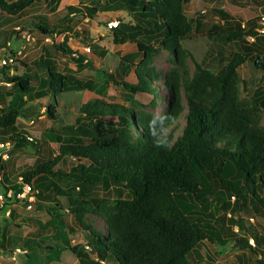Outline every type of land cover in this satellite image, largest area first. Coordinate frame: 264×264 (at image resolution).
Returning <instances> with one entry per match:
<instances>
[{
    "label": "trees",
    "instance_id": "16d2710c",
    "mask_svg": "<svg viewBox=\"0 0 264 264\" xmlns=\"http://www.w3.org/2000/svg\"><path fill=\"white\" fill-rule=\"evenodd\" d=\"M40 1L54 11L60 4V0H0V10L16 17ZM195 1L220 0H107L103 5L94 0L84 10L75 4L65 6L66 12L55 21L41 14L32 18V28L47 37L57 29L73 27L71 22L75 24L74 17L80 13L95 19L101 11H127L133 21L108 16L110 21L119 22L109 30L117 44L137 43V52L128 54L125 61L133 63L141 56L135 69L136 82L104 69L80 78L77 73L95 67L67 44L65 36L53 46L56 53L72 56L76 71L63 74L51 58H43L36 65L44 75L32 69L7 77L18 89L14 94H0V142L18 148L38 143L30 141L18 126L31 100L49 95L52 101L44 113L53 122H60L58 96L69 91L103 95L86 102L74 96L79 116L75 125L64 126L68 132L53 137L60 142L58 154L39 158L22 174H16L17 182L11 189L15 194L23 177L39 198L48 192L51 195L44 198L54 203L49 209L58 223L54 225L56 233L33 239L32 248L39 244L55 261L70 250L80 264H201L205 259L213 263L215 254H222L217 245L227 244L220 236L223 232L233 241V249L248 250L257 264H264V87L257 85L248 91V97H241L242 84L247 88L242 71L245 63L264 78V35L256 30L255 19L245 22L224 7L213 10L219 20L209 26L203 22L207 18L203 14L195 20L189 17ZM254 1L264 6V0ZM16 28L15 33L20 34ZM204 28H208V39L216 40L217 60L227 57L217 70L195 61L192 73L183 42ZM163 49L173 54L175 62L166 72L153 64ZM125 71L130 73V69ZM113 85L121 88L123 103L104 99ZM158 89L166 92L168 109L162 114L137 110L138 95H152L155 104L161 96ZM186 109L185 126L176 136L168 129ZM65 157L77 162L69 169L58 166ZM8 160L0 156V183L6 191L0 206L5 210L12 205L7 196L10 188L2 182ZM95 189L107 193L112 189L116 197L94 195ZM54 194L62 201L65 197L68 208ZM59 210L72 213L83 226L88 238L85 244H73L66 225L60 222ZM215 211L221 212L217 219ZM88 213L100 216L103 226L86 224ZM250 219L256 225L248 227ZM218 221L229 223V227L222 228ZM235 225L241 234L235 233ZM70 231L76 229L71 227Z\"/></svg>",
    "mask_w": 264,
    "mask_h": 264
},
{
    "label": "rangeland",
    "instance_id": "374dc122",
    "mask_svg": "<svg viewBox=\"0 0 264 264\" xmlns=\"http://www.w3.org/2000/svg\"><path fill=\"white\" fill-rule=\"evenodd\" d=\"M95 1L103 5L107 0ZM45 4V2L40 1L25 11L23 13V20H21L20 24L19 22H14L19 20L17 16L11 18L9 14L0 10V32L3 34L6 31L7 33H14V35H8L5 40V43L9 44L7 53L12 49H14L16 54L19 50H22L20 55L17 54L16 66L11 64L9 65L10 67H17V71L20 73L22 64L19 61L24 58L25 54H29L28 56L32 55V69L38 74L44 75V71L39 69L40 67H38L35 62L44 57L55 59V69L63 74L75 71L76 64L70 59L72 56L64 55L61 52L55 53L56 49L53 46L54 41L61 43L65 36H67L69 39L67 44L77 52V54L84 55L89 59L95 67L94 70L85 69L81 73H77L78 77L95 76L98 70L104 69L117 76L123 75L122 77L128 82L137 81L135 69L137 63L141 60V56L135 58L133 63L124 60V57H127L128 54L137 52V43L127 42L124 44H117L114 40L113 33L108 29L107 23L110 21L108 16H110V18H119L127 22L133 21L132 15L127 11H120L119 13L101 11V13H97L98 15L95 19H87L80 13L74 17V20L76 19L75 24L71 22L73 27L70 26V29L65 30L57 29L58 31L56 34L53 36L48 35V38H50L48 41L46 39L47 37H45L46 35H42L38 33L35 28H32L31 23L33 17L41 14L55 21L58 15L61 17L66 12L65 6L75 4L84 10L83 8L85 6L94 4V0H60L58 10L55 11L50 8L49 4L47 6ZM218 7L226 8L231 13L240 16L245 22L255 19V26L259 23L260 15L264 13V6L258 5L254 0H220L217 3L195 1L193 9H191L189 13V17L196 20L199 18L200 14H203L207 17L203 22L209 26L219 20V17L213 13V10ZM203 10H205L206 13H202ZM18 25L21 26L20 34L12 31V28ZM30 30H32V34ZM207 32L208 28H204L201 33H195L191 39L183 42V47L190 53L187 54V64L192 73L196 70L195 61L201 62L206 67H214L217 70L221 67L222 61H225V57H227L226 54L220 58V60H217L219 55L217 54V50H215L217 48L215 47L216 40L208 39ZM24 34H30L31 36L30 38L24 37ZM2 35H0V37H2ZM13 36L16 41L13 39ZM18 36H21V38H18ZM4 38L5 37H2L1 41H3ZM251 39L250 37V40ZM17 41H19V43H17ZM89 47H91L90 51H88ZM3 54L4 52L2 51L0 57L3 56ZM212 54L214 55L213 57H211ZM74 56V58H77V55ZM153 64L158 70L166 72L175 67L173 54L163 49L157 54ZM125 65H127L126 68ZM128 69H130V73L124 74L126 72L125 70L128 71ZM242 71L247 82V88L244 89V83L241 86L242 98L248 97L250 94L248 91L256 88L257 85H262L264 87V78L261 77L262 75L259 71L254 70L253 67L249 65V62H247V64L245 63ZM251 80H255L256 83ZM37 83L38 82H35V86H37ZM158 90L161 96L156 99L155 104L152 95L148 93L139 94L135 104L137 110L141 109L156 114L165 112L169 107V98L163 89ZM76 95H78V99H81L83 102L96 97L102 98L103 96L102 94L89 91H69L64 95L58 96L61 104L59 108L60 122H53L44 113L46 106L52 101L51 97L47 96L42 100H38L37 98L32 100V107H28L29 109L26 108L27 111L19 117L18 123L20 128H23V130L27 132L28 136L34 137L38 142L39 148H35L37 144H34L25 147H17L13 152V149L9 150L10 158L8 160V167L12 168L11 165L15 162V174H22L26 166L35 164L36 160L39 158H47L51 154H58L60 142L53 139V137L60 132H68L69 130L64 128L65 125H75V120L79 116V105L75 103L74 98ZM104 99L107 100V102L123 103V92L121 88L113 85L109 88L108 94ZM43 107H45V109L41 112ZM186 113L187 109L177 121L171 125L168 131L172 130L175 132L176 136L180 135L186 123ZM31 119L32 123L29 122ZM261 124L264 125V112ZM76 162L77 160L71 157H65L58 166L69 169ZM5 194L6 191L0 183V204L5 199ZM49 194L50 193L45 192L43 193V197L39 198L36 193V204L35 208H32V210H29L23 201L16 198H11L9 203L12 205L8 210L0 206V264H80L77 256L70 250L64 251L61 254L60 260L55 261L50 258L49 251L39 248V244L35 243V247L33 246L32 248L33 239L37 240L42 236L54 235L56 233L54 225L58 223L56 222L54 211L49 209L50 206H54V203L44 198L49 196ZM93 194L101 197H116L112 189L108 193L103 189H95ZM54 196L60 198L58 194H54ZM62 198L63 201L61 198L60 200L63 202L64 206L68 208L67 200L65 197ZM232 200L235 199L232 198ZM11 211H13L12 214H10ZM59 211L62 218L60 222L66 225V232L69 237H71L73 244H85L88 238L86 237L83 226L76 222L75 216L72 213L67 210ZM220 213L219 211H215L214 217L217 219L218 217L216 216H219ZM50 221L53 223H49ZM85 221L86 224H91L96 227H101L104 224L100 216L91 213L86 215ZM219 224L222 228L227 229V227H229V223L223 225L219 222ZM246 224L248 227L256 225L255 220L252 219L246 221ZM71 227L75 228L76 231H70ZM233 229L236 234L242 233L241 230L238 231L237 225L233 226ZM220 230L223 229L220 228ZM243 235L247 236L246 233H243ZM220 236H222L224 242L227 243L225 245H217V250L222 252V254H215L213 263L205 259L201 264H257L255 257L248 250L241 251L233 249V241L226 239L223 232H221ZM26 241H28V243H26ZM87 250H90V247L87 248Z\"/></svg>",
    "mask_w": 264,
    "mask_h": 264
},
{
    "label": "built area",
    "instance_id": "2783aa9c",
    "mask_svg": "<svg viewBox=\"0 0 264 264\" xmlns=\"http://www.w3.org/2000/svg\"><path fill=\"white\" fill-rule=\"evenodd\" d=\"M118 21L117 20H112L108 23V29H111L113 27H116L118 25ZM17 29H20V27H17ZM256 30L264 35V13L261 14L260 16V20H259V23H258V26L256 28ZM24 37H29L30 38V34H24L23 35ZM48 41L50 40V38H46ZM9 49V46L7 45L6 47L3 48V56L0 57V69L5 67V66H9L11 64H14L16 62V57H17V54H21L22 53V50H19L17 52V54H13L10 50V52L7 53ZM91 50V47L88 48V51ZM28 139L30 141H33L34 140V137L33 136H28ZM12 144L9 143V142H0V156L2 157V159L4 160H8L10 158V155H9V150L12 148ZM18 183L21 185V189L19 190V192L17 194H15V192L13 190H9L8 193H7V196L8 197H11V198H19L21 201H23L26 205H27V208L29 210H32V208H34V205H35V202H36V193L37 191L35 189L32 188V185L28 182H26L24 180L23 177H20L19 178V181ZM2 198V196H1ZM4 204V200L2 201V205ZM249 241L250 243L252 244V246H256V241L254 238L250 237L249 238Z\"/></svg>",
    "mask_w": 264,
    "mask_h": 264
},
{
    "label": "crops",
    "instance_id": "0c3cea01",
    "mask_svg": "<svg viewBox=\"0 0 264 264\" xmlns=\"http://www.w3.org/2000/svg\"><path fill=\"white\" fill-rule=\"evenodd\" d=\"M10 17L11 18H15V16H11L10 15ZM18 18H19V20L18 21H14V22H19V24H20V22H21V20H23V14L22 15H18L17 16ZM10 19V18H9ZM19 26V25H18ZM16 28V27H15ZM14 27L12 28V31H14V29H15ZM11 32V31H10ZM3 33L2 32H0V35H2ZM14 35V33H7V31L2 35V37H5L4 38V40L3 41H1V38L2 37H0V54H2V51H3V48L4 47H6L7 45H9L8 43H5V40L7 39V36L8 35ZM13 39L15 40V37L13 36ZM16 41V40H15ZM17 43H19V41H17ZM11 51H14V49H12ZM56 53V52H55ZM29 54H25V56H24V58H22L19 62L22 64V68H21V71H20V73H18V71H17V67H14V68H12V67H10L9 66V68H7V69H5V70H2L1 72H0V94H14V93H16V91H17V86H15V84H13V82H10V81H8V79H7V77L9 76H13V75H15V74H24L25 72H27L26 70H30L31 72H32V55H30V56H28ZM45 59H49V58H46V57H44ZM42 59L43 58H40L39 60H37V62L39 61H42ZM52 61H53V63H54V61H55V59H51ZM36 63V62H35ZM56 65V64H55ZM14 66V65H13ZM16 66V65H15ZM55 67V66H54ZM76 71V70H75ZM44 74V73H43ZM39 85V84H38ZM37 85V86H38ZM33 86L34 87H36L35 86V84H33ZM37 88V87H36ZM36 90H38V88L36 89ZM45 97H47V95L46 96H44V97H40V98H37L38 100H42V99H44ZM48 97H50L49 95H48ZM11 99V97L10 96H8L7 97V100L9 101ZM32 105V100L28 103V105L26 106V108H30V107H32L31 106ZM28 108V109H29ZM43 110L41 111V112H43L44 111V109H45V107H43L42 108ZM27 111V110H26ZM25 114V113H24ZM19 120V119H18ZM29 122H31L32 123V119L29 121ZM19 126V125H18ZM19 129H21L22 131H25V130H23V128H20V126H19ZM25 133H26V135H27V132L25 131ZM11 149H13L12 150V152L15 150V149H17V147H14V146H12V148ZM12 161V160H11ZM12 166V168H9V167H7V170H6V172H5V174H4V178H3V180H2V182H3V185H4V187L5 188H7V187H9L10 188V190L11 189H14L12 186L17 182H15L14 180H15V177H16V170H15V162L11 165ZM6 173H8V174H10L11 175V177H8V176H6ZM13 176V177H12ZM15 176V177H14ZM12 187V188H11Z\"/></svg>",
    "mask_w": 264,
    "mask_h": 264
}]
</instances>
